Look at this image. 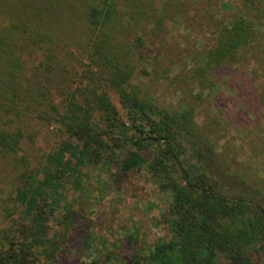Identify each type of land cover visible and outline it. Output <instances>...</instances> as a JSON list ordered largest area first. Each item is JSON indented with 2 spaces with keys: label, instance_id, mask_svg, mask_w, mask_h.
Wrapping results in <instances>:
<instances>
[{
  "label": "trees",
  "instance_id": "obj_1",
  "mask_svg": "<svg viewBox=\"0 0 264 264\" xmlns=\"http://www.w3.org/2000/svg\"><path fill=\"white\" fill-rule=\"evenodd\" d=\"M219 1L195 0L193 23L180 18L193 31L211 29L179 78L195 93H182L175 108L156 105L130 83L133 59L147 61L146 43L163 33L169 0L157 7L151 0H65L68 13L78 6L83 12L81 32L57 35L52 20L25 26L22 40L44 55L48 77L61 71L55 52L71 55L68 44L85 56L74 73L77 84L55 103L35 80L22 78L19 46H13L19 26L0 27L2 111L35 114L73 138L81 150L76 165L85 157L122 174L142 169L169 194L165 239L145 249H109L88 264H264V0H237L226 20L216 16ZM221 87L231 94L230 114L216 104ZM205 99L217 113L198 124ZM21 137L20 130L0 131V151L15 152ZM63 158L47 159L62 167ZM33 173L18 177L20 214L0 227V264H57L73 234L69 209L55 222L58 229L47 224L49 186L61 173L48 171L36 185Z\"/></svg>",
  "mask_w": 264,
  "mask_h": 264
},
{
  "label": "rangeland",
  "instance_id": "obj_2",
  "mask_svg": "<svg viewBox=\"0 0 264 264\" xmlns=\"http://www.w3.org/2000/svg\"><path fill=\"white\" fill-rule=\"evenodd\" d=\"M158 1L151 0L153 7L158 6ZM236 3L237 0H220L217 18L226 20ZM195 6V0H169L167 16L162 22L163 33L158 38L152 37V43H146L148 53L145 56L148 60L138 62L133 59L136 69L130 83L139 89L140 95L152 97L160 107L175 108L182 93L186 96L195 93L193 84L187 87L179 81L181 74H184L183 69L190 70L192 67L191 54L210 37L209 26V29L193 31L188 23L180 22V18H183L193 23ZM82 15L79 6L68 13L65 0H0V27L12 25V29L19 26V42L15 41L13 46H19L22 78L35 80L37 86L42 88V94L54 103L61 93L77 84L74 73L80 69L78 61H85V56L76 45L68 44L66 49L71 55L55 52L61 71L59 74L57 72L58 76L48 77V68L43 66L44 55L22 40L21 30L25 26L52 20L51 23L59 27L55 30L57 35L59 31L71 33L73 28L81 32ZM40 62L42 65L38 66ZM221 89L215 99L216 104L219 109H224L223 115L230 114L234 110L226 100H230L231 94L225 88ZM111 99L119 109L113 94ZM190 101L194 102V99ZM2 103L0 99V105ZM211 105L207 99L202 101L198 108L199 118L196 119L198 124H201L199 119L204 121L217 113ZM119 112L124 119L121 109ZM13 130H20L22 134L18 148L15 152L0 151V227L20 214V200H16L15 191L20 184L18 177L22 171L34 172L33 185L41 181L48 171H57L61 173L56 181L58 184L52 183L48 191L51 196L54 195V199L47 224L51 229H58L60 225L57 227L55 222L62 217L64 210L69 209L75 226L57 264H88L106 250L121 246H126L128 250L131 247L150 248L167 237L164 215L170 197L157 187L145 170L122 174L114 165L93 164L85 157L81 162L83 165L78 162L76 165L74 156L80 154L81 150L73 138H68L55 125L39 119L35 114L19 116L0 109V131ZM61 145L68 146L66 151L60 148L57 152V147ZM60 155L65 160L62 167L56 166L55 162L49 164V156L54 159ZM69 165L78 169L72 171ZM259 176L264 179V174L259 173ZM47 179L44 180L45 184ZM85 237L89 239L87 243L82 241ZM39 264L51 262L41 259Z\"/></svg>",
  "mask_w": 264,
  "mask_h": 264
}]
</instances>
